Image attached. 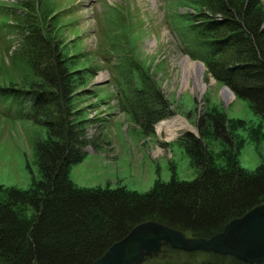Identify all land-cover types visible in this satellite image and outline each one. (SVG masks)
Wrapping results in <instances>:
<instances>
[{"label":"trees","instance_id":"1","mask_svg":"<svg viewBox=\"0 0 264 264\" xmlns=\"http://www.w3.org/2000/svg\"><path fill=\"white\" fill-rule=\"evenodd\" d=\"M177 1L193 7L171 18L185 42V52L264 118V0ZM42 2L38 16L37 4L31 2L19 6L23 13L1 19L6 26L0 31L6 32L9 22L21 29L11 58L24 60L32 77L23 85L0 81V104L28 107L20 116L44 126L48 136L36 144L41 179L26 189L8 188L0 201V264H91L147 220L186 235L209 237L264 203V165L249 171L238 164L233 135L221 115L212 119L211 136L226 147L221 151L225 166H215L203 140L187 133L185 151L201 170L193 180L158 181L142 194L122 187H75L68 170L84 157V147L91 142L86 132L91 120L83 117V109L76 108L73 99L86 83L87 73L72 66L74 57L64 55L61 42L52 34L54 17L44 11ZM119 20L123 19L116 18L120 27L115 31L123 26L124 20ZM111 33L108 40L116 44ZM115 44L111 51L123 53ZM120 56L113 79L116 101L143 134L151 135L157 122L173 114L170 103L146 66ZM197 125L199 130L204 128L202 121ZM141 264L264 262L188 252L163 242L161 250Z\"/></svg>","mask_w":264,"mask_h":264},{"label":"rangeland","instance_id":"2","mask_svg":"<svg viewBox=\"0 0 264 264\" xmlns=\"http://www.w3.org/2000/svg\"><path fill=\"white\" fill-rule=\"evenodd\" d=\"M175 1L0 0L4 5L0 6L2 28L6 25H1V19L23 13L19 6L24 3L37 4L38 16L42 2L44 11L54 17L52 34L61 42L64 55L74 57L72 66L87 73L86 83L77 89L80 93L73 99L76 108L83 109V117L91 120L86 130L91 142L84 147V157L68 170V178L78 189L122 187L142 194L158 181L197 178L201 170L184 147L187 133L203 140L215 166H225L221 151L226 147L211 136L212 119L218 115L233 135L238 164L249 171L264 165V118L231 90L233 97H225L222 89L227 86L217 82L201 61L185 52V42L171 18L176 13L181 16L186 14L184 11L191 12L193 7ZM119 12L129 15L123 18ZM116 18L124 20H119L123 26L118 31L113 30L120 27ZM9 24L4 28L6 32L0 31V81L27 84L32 77L29 66L24 60L11 58L20 42L21 29ZM111 32L116 44L108 40ZM114 44L123 53L112 52ZM122 54L146 66L156 87L169 101L173 114L161 121L176 116L185 120L186 124L171 137L157 130L161 121L155 124L153 134H143L118 106L113 79L122 58L118 55ZM186 57L202 63L204 68L197 70L196 76L186 71ZM27 110L26 106L0 104V201L8 188L26 189L41 179L36 144L48 132L44 126L20 116ZM199 121L204 125L200 130ZM206 134L210 135L205 137Z\"/></svg>","mask_w":264,"mask_h":264},{"label":"water","instance_id":"3","mask_svg":"<svg viewBox=\"0 0 264 264\" xmlns=\"http://www.w3.org/2000/svg\"><path fill=\"white\" fill-rule=\"evenodd\" d=\"M163 242L171 248L231 255L246 263L264 262V203L231 219L209 237L187 236L154 220L135 225L91 264H141L158 253Z\"/></svg>","mask_w":264,"mask_h":264},{"label":"bare ground","instance_id":"4","mask_svg":"<svg viewBox=\"0 0 264 264\" xmlns=\"http://www.w3.org/2000/svg\"><path fill=\"white\" fill-rule=\"evenodd\" d=\"M186 61V71L191 74L196 76L197 70L201 71L203 70V65L201 62H191L188 57L185 58ZM198 85L199 87L202 89L203 84L199 83L198 81ZM222 94L225 97H233V93L230 91V89H228L227 87H224L222 89ZM186 122L184 119H182L179 116L173 117L171 120L168 121H161L158 125H157V130L162 129L164 130L169 137H171L172 135L175 134V131L180 128V126L185 125Z\"/></svg>","mask_w":264,"mask_h":264}]
</instances>
